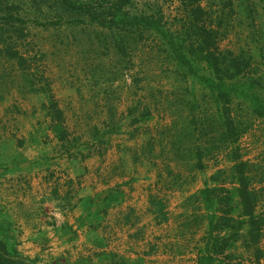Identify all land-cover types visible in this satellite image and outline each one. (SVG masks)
<instances>
[{
	"label": "rangeland",
	"instance_id": "obj_1",
	"mask_svg": "<svg viewBox=\"0 0 264 264\" xmlns=\"http://www.w3.org/2000/svg\"><path fill=\"white\" fill-rule=\"evenodd\" d=\"M13 2L27 27L15 42L27 62L21 70L0 54V238L35 264H264V235L257 259L232 230L216 233L226 203L236 222L247 221L236 219L221 174L231 164L207 154L195 171L194 152L184 154L213 139L185 138L184 127L216 115L218 84L202 57L184 62L172 51L194 39L183 0H132L127 13L153 16L163 34L126 27L123 52L116 29L69 16L58 25L50 2L42 12ZM193 4L220 51L251 61L244 78L226 84L236 86L230 111L244 124L237 146L264 182V117L253 112L264 100V0ZM26 79L50 93L33 92ZM50 98L61 113L54 123ZM214 188L221 204L200 195Z\"/></svg>",
	"mask_w": 264,
	"mask_h": 264
},
{
	"label": "trees",
	"instance_id": "obj_2",
	"mask_svg": "<svg viewBox=\"0 0 264 264\" xmlns=\"http://www.w3.org/2000/svg\"><path fill=\"white\" fill-rule=\"evenodd\" d=\"M131 1L28 0L30 4L38 7L39 12H42V8L50 2L52 4L50 7L54 8V18H56L58 25L62 23L66 16H69L70 18H85L88 23L101 28L116 29L113 32L118 39L114 37V43L120 52H123L121 43L127 35L126 27L131 32H140L143 29L158 36L163 34L159 20H154L153 16L137 15L132 17L127 13L126 7L130 5ZM194 1L196 0H183V3L186 4L185 7L188 8L186 11L187 32H190L194 39L188 42V46L181 43L173 44L172 51L176 57L183 59L184 62L188 58L202 57L211 70L212 80L210 84L213 86L218 84V86L216 98L214 99L216 115L201 119L191 117L189 122L185 119L187 125L184 127L185 138H193L197 133L198 138L212 134L213 139L208 137L206 147H194V145L193 150L186 149L184 154L187 155L191 151L194 152L192 159L194 164L189 165V168L195 171L205 168L202 162L207 154H211L213 157L222 154L225 160L231 164L221 174L225 175L233 186L232 191L236 196L238 208L236 219H246L247 221L245 223L242 221L236 222L232 217L234 207L232 205L229 207V204L226 203L225 206L228 207V210L224 212L226 215L224 214L217 219L216 226L218 228H215L217 229L216 233L219 235L225 229L232 230V236L241 238L243 246L248 250L253 249L256 258L259 259L261 251L258 248V244L264 235V217L263 215H256V210L261 201L259 194L264 193V186H261L264 182L260 180L256 182L253 173L255 165L243 160V156L237 146L244 134L242 129L244 124L231 115L230 111L231 94L236 91V86L228 87L229 85L226 84H233V81L244 78L251 66V61L247 57L244 58L241 55H233L231 52L219 50L214 31L207 29L202 23L201 16L203 11L199 5L193 4ZM17 10L18 7L13 0H0V54H3L9 62H14L18 69L24 70L27 62L25 59L26 55L20 53L18 43L15 42L26 37L24 30L27 27L23 19L15 15ZM26 82L29 89L35 93H50L47 89H33L34 84L28 79H26ZM262 97L260 95L257 97L258 101L256 100V105L253 107V112L260 118L264 117V100ZM46 110H48L49 116L52 117L53 123L61 120V113L54 99L50 98ZM144 117H147V113L143 115ZM136 121L138 122V119H135L134 122ZM63 132L58 133L60 140H64ZM257 184L261 186L259 189H256ZM217 191H220V189H206L201 191L200 195L210 204H221L215 194ZM225 200L230 202V197L225 198ZM216 212L218 213L220 210L218 209ZM244 224L247 225V230L245 235L240 237L239 232ZM214 241L217 243L219 240L216 238ZM226 243L227 240L225 241ZM0 264H35V262L22 258L15 249L10 248L0 238Z\"/></svg>",
	"mask_w": 264,
	"mask_h": 264
},
{
	"label": "crops",
	"instance_id": "obj_3",
	"mask_svg": "<svg viewBox=\"0 0 264 264\" xmlns=\"http://www.w3.org/2000/svg\"><path fill=\"white\" fill-rule=\"evenodd\" d=\"M71 173H72V170H71Z\"/></svg>",
	"mask_w": 264,
	"mask_h": 264
}]
</instances>
